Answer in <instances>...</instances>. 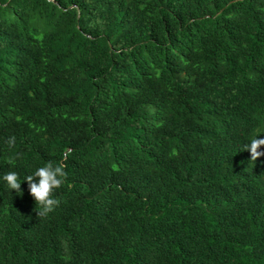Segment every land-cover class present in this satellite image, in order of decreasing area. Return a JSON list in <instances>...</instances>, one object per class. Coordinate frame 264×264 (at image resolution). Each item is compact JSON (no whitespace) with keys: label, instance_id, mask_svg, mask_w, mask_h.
Returning <instances> with one entry per match:
<instances>
[{"label":"trees","instance_id":"obj_1","mask_svg":"<svg viewBox=\"0 0 264 264\" xmlns=\"http://www.w3.org/2000/svg\"><path fill=\"white\" fill-rule=\"evenodd\" d=\"M257 136L264 0H0V264H264Z\"/></svg>","mask_w":264,"mask_h":264},{"label":"clouds","instance_id":"obj_2","mask_svg":"<svg viewBox=\"0 0 264 264\" xmlns=\"http://www.w3.org/2000/svg\"><path fill=\"white\" fill-rule=\"evenodd\" d=\"M6 143L9 148L14 147L15 137H10ZM262 146H264V138L257 136L252 138L250 143L244 146V149L250 152L251 160L256 161L257 158L264 156V151L260 150ZM36 178H38V182ZM66 178L67 173L64 164H54L51 161L25 177L29 195L36 204L38 219L47 217L59 206L60 201L53 198V193L61 188ZM3 180L10 190H15L17 193L21 192V183L15 171L4 174Z\"/></svg>","mask_w":264,"mask_h":264}]
</instances>
